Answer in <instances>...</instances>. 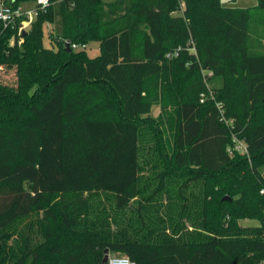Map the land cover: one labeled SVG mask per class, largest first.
<instances>
[{
	"label": "trees",
	"instance_id": "trees-1",
	"mask_svg": "<svg viewBox=\"0 0 264 264\" xmlns=\"http://www.w3.org/2000/svg\"><path fill=\"white\" fill-rule=\"evenodd\" d=\"M37 9L0 20V264H264V0Z\"/></svg>",
	"mask_w": 264,
	"mask_h": 264
},
{
	"label": "rangeland",
	"instance_id": "rangeland-1",
	"mask_svg": "<svg viewBox=\"0 0 264 264\" xmlns=\"http://www.w3.org/2000/svg\"><path fill=\"white\" fill-rule=\"evenodd\" d=\"M224 6L231 7H253L258 4V0H221ZM36 6L37 2L35 0H27L22 2L21 7L23 10L29 11L31 10V15L33 19H36ZM44 44L46 46H52V42L50 40L48 25L45 26L44 30ZM250 43L252 45V52L254 53H263L264 52V16L263 18H259L254 20L251 23V33H250ZM78 50L84 49L89 57H96L101 52V42L99 40H91L87 43L84 48H77ZM192 51H194L192 49ZM176 56V54L174 55ZM0 82H5L9 84L16 83V74L14 69L0 68ZM223 78L215 77L211 82H209V86L216 88H221L223 86ZM160 107H154L152 110V115L156 116L159 113ZM243 224L249 225H258L259 220L256 218H245L240 220Z\"/></svg>",
	"mask_w": 264,
	"mask_h": 264
},
{
	"label": "built area",
	"instance_id": "built-area-1",
	"mask_svg": "<svg viewBox=\"0 0 264 264\" xmlns=\"http://www.w3.org/2000/svg\"><path fill=\"white\" fill-rule=\"evenodd\" d=\"M37 2L36 6V14L38 13L37 8H42L43 10L46 9V7L49 5V0H35ZM31 10L26 11L23 10L21 6L15 8L12 4H7L5 2H0V20L4 21L6 24L11 23L15 21L16 18L21 17L25 15L26 17L24 20H22V23L20 24L19 30L20 32L24 31L31 22L33 21V17L31 15ZM73 47H78L76 44H73ZM0 68H2L0 66ZM204 94H202V97L204 98ZM203 100V99H202ZM220 107V106H219ZM221 108V107H220ZM221 117L226 122V124L232 123V119H227L224 115L223 109H221ZM231 152H247L246 144L242 141L234 137V144L232 148H229ZM264 192V189L262 190ZM107 264H137L135 260L130 258L127 255L124 254H115V255H109Z\"/></svg>",
	"mask_w": 264,
	"mask_h": 264
},
{
	"label": "water",
	"instance_id": "water-1",
	"mask_svg": "<svg viewBox=\"0 0 264 264\" xmlns=\"http://www.w3.org/2000/svg\"><path fill=\"white\" fill-rule=\"evenodd\" d=\"M24 32H26V31H24ZM66 47H67V48H70V42H69V41L66 42ZM224 199H231V198H230L229 196H225ZM108 258H109V253H108V251H106V254H105V256H104V260H103V261H104L105 263H107Z\"/></svg>",
	"mask_w": 264,
	"mask_h": 264
},
{
	"label": "crops",
	"instance_id": "crops-1",
	"mask_svg": "<svg viewBox=\"0 0 264 264\" xmlns=\"http://www.w3.org/2000/svg\"><path fill=\"white\" fill-rule=\"evenodd\" d=\"M158 105H156V106H154V107H157ZM154 107H153V109H154ZM159 107V106H158Z\"/></svg>",
	"mask_w": 264,
	"mask_h": 264
}]
</instances>
